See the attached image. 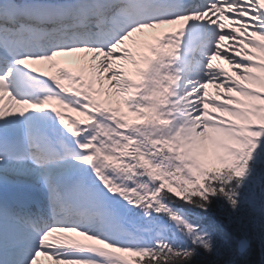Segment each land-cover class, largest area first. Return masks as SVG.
Segmentation results:
<instances>
[{
    "label": "snow or ice",
    "instance_id": "1",
    "mask_svg": "<svg viewBox=\"0 0 264 264\" xmlns=\"http://www.w3.org/2000/svg\"><path fill=\"white\" fill-rule=\"evenodd\" d=\"M40 257L264 264V0H0V264Z\"/></svg>",
    "mask_w": 264,
    "mask_h": 264
},
{
    "label": "bare ground",
    "instance_id": "2",
    "mask_svg": "<svg viewBox=\"0 0 264 264\" xmlns=\"http://www.w3.org/2000/svg\"><path fill=\"white\" fill-rule=\"evenodd\" d=\"M209 91H213L212 89H210Z\"/></svg>",
    "mask_w": 264,
    "mask_h": 264
}]
</instances>
